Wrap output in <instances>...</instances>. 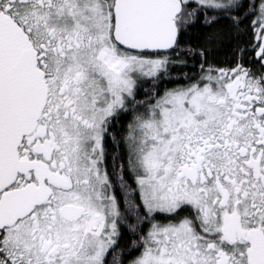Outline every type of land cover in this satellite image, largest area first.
<instances>
[{"label":"snow or ice","instance_id":"snow-or-ice-1","mask_svg":"<svg viewBox=\"0 0 264 264\" xmlns=\"http://www.w3.org/2000/svg\"><path fill=\"white\" fill-rule=\"evenodd\" d=\"M0 264H264V0H0Z\"/></svg>","mask_w":264,"mask_h":264}]
</instances>
